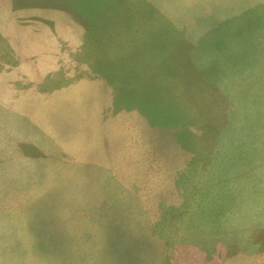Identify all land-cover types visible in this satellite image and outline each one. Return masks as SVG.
Returning a JSON list of instances; mask_svg holds the SVG:
<instances>
[{"label":"rangeland","instance_id":"374dc122","mask_svg":"<svg viewBox=\"0 0 264 264\" xmlns=\"http://www.w3.org/2000/svg\"><path fill=\"white\" fill-rule=\"evenodd\" d=\"M258 124L264 0H0V264H233Z\"/></svg>","mask_w":264,"mask_h":264},{"label":"crops","instance_id":"0c3cea01","mask_svg":"<svg viewBox=\"0 0 264 264\" xmlns=\"http://www.w3.org/2000/svg\"><path fill=\"white\" fill-rule=\"evenodd\" d=\"M251 130L252 134L245 139V144L250 145L251 148L256 147L260 152L261 160L264 161V124L255 125L251 127ZM260 163L256 162L253 166L255 175L260 171L253 202L239 205V200H237L235 215L233 217V207L230 215L232 220L228 229L229 236H223L229 243L228 248L231 249L233 264H264V164L259 166ZM234 191L235 189L233 193ZM222 192L214 187L207 192V197L215 198L213 197L215 193Z\"/></svg>","mask_w":264,"mask_h":264}]
</instances>
